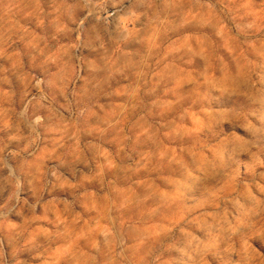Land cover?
Segmentation results:
<instances>
[{"label":"rangeland","instance_id":"obj_1","mask_svg":"<svg viewBox=\"0 0 264 264\" xmlns=\"http://www.w3.org/2000/svg\"><path fill=\"white\" fill-rule=\"evenodd\" d=\"M0 171V264L58 197L97 264H264V0H0Z\"/></svg>","mask_w":264,"mask_h":264},{"label":"crops","instance_id":"obj_2","mask_svg":"<svg viewBox=\"0 0 264 264\" xmlns=\"http://www.w3.org/2000/svg\"><path fill=\"white\" fill-rule=\"evenodd\" d=\"M44 12L45 14L49 13L44 18V25H46L47 21L56 24L57 31L50 35L59 34V30L64 28L62 27L64 23L71 19L67 15V11H64L61 7L56 9L48 8ZM46 35L48 34L44 33L42 37L45 38ZM69 81L70 76L66 74L59 82L61 92L64 94L66 93L64 91L65 87L69 84ZM1 174L2 172L0 171V186L2 184L6 186L9 178ZM51 201H53L52 212L48 214V218H44L43 214V218H39V216L37 219L50 221V226L53 228L52 232L49 231L48 223L42 226L37 225L38 232L36 237L43 238L44 241L47 240L48 242L50 241L49 238L55 237L52 250L56 264H97L93 255L92 237L94 235L107 236V215L103 218L101 213L100 218H98V215L93 213L91 199L85 203L76 199H65L62 197L53 198ZM27 236H33V233H28ZM102 245L100 243V249H102Z\"/></svg>","mask_w":264,"mask_h":264},{"label":"built area","instance_id":"obj_3","mask_svg":"<svg viewBox=\"0 0 264 264\" xmlns=\"http://www.w3.org/2000/svg\"><path fill=\"white\" fill-rule=\"evenodd\" d=\"M76 52H77V48H76Z\"/></svg>","mask_w":264,"mask_h":264}]
</instances>
